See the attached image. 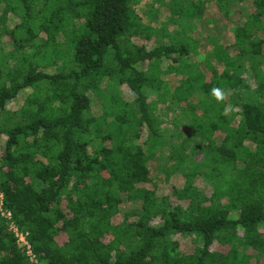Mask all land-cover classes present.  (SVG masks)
Masks as SVG:
<instances>
[{"label":"trees","instance_id":"obj_1","mask_svg":"<svg viewBox=\"0 0 264 264\" xmlns=\"http://www.w3.org/2000/svg\"><path fill=\"white\" fill-rule=\"evenodd\" d=\"M0 195L41 264H264V0H0Z\"/></svg>","mask_w":264,"mask_h":264},{"label":"built area","instance_id":"obj_2","mask_svg":"<svg viewBox=\"0 0 264 264\" xmlns=\"http://www.w3.org/2000/svg\"><path fill=\"white\" fill-rule=\"evenodd\" d=\"M0 216L5 218L8 221V228L11 233L16 238V243L18 247L24 250L25 256L28 258L30 264H41L37 257L35 256L34 252L31 249V246L28 242V234L26 232L21 231L12 221H11V214L10 212L4 210L2 208L1 203V195H0Z\"/></svg>","mask_w":264,"mask_h":264},{"label":"clouds","instance_id":"obj_3","mask_svg":"<svg viewBox=\"0 0 264 264\" xmlns=\"http://www.w3.org/2000/svg\"><path fill=\"white\" fill-rule=\"evenodd\" d=\"M229 91L230 90H225L223 88H220V87H214L212 90H211V95L213 98H215V100L217 102H223L227 96L229 95ZM227 109L225 110V113H227Z\"/></svg>","mask_w":264,"mask_h":264}]
</instances>
